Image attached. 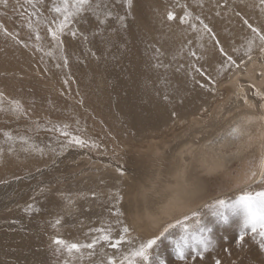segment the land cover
I'll return each instance as SVG.
<instances>
[{"label":"rangeland","instance_id":"obj_1","mask_svg":"<svg viewBox=\"0 0 264 264\" xmlns=\"http://www.w3.org/2000/svg\"><path fill=\"white\" fill-rule=\"evenodd\" d=\"M61 2L32 0L35 9L28 0H7L6 7L0 4V93H3L0 96V149L4 150L0 152V172L4 173L7 181L0 184L4 185L3 192H0V223L19 222L21 225L18 229L14 226V233L12 224L7 223L11 228H6L9 232L7 235L15 234V238L3 239L6 235L0 238L1 264L13 253L22 256L12 261L21 258L33 264H65V261L67 264H97L102 259L101 247L108 255H114L119 264L133 246L138 247L158 235L159 231L162 232L166 224L154 232L128 224L130 203L125 194V185L132 179L139 180L144 173L143 161L134 158L136 150H142L148 143L168 141L193 120L198 123L204 120L201 117H208L205 113H211L221 98L212 91L213 84L208 75H216L217 64H222L227 55H232L238 65L241 59L247 58L242 51L233 49L246 46V40L252 35L244 24V15L248 17L251 10H260L259 0H133L132 14L128 15L127 7L119 0H101L102 6L111 11L112 16L104 24L91 13L75 18L69 28L78 31L77 37L73 38L68 31L62 36L69 67L57 69L56 61L45 53L53 50L48 28H54L63 19L52 11L54 5ZM185 10L192 13L187 25L181 24L179 19ZM168 11L175 14L173 21L167 20ZM161 14L163 19H159ZM119 16L125 17L126 27H121ZM196 16L209 25L219 41V46L209 37L201 42L208 49L204 60L198 59L201 49L193 40L197 33L192 31L191 24L200 27ZM100 19H104L103 13ZM249 23L264 28V14ZM176 24L185 29L179 30ZM172 26L178 30H174L175 27L170 28L175 32L170 30ZM186 29L188 32L183 33ZM159 30L164 35L165 49L159 44ZM5 31L11 35L6 36ZM177 34L183 35L181 43L168 45L166 40L174 42ZM37 35L41 37L40 40L36 39ZM84 36H87V40ZM189 41L192 43L189 44ZM220 48L224 49V53L220 52ZM192 51L197 53L196 57L189 55ZM257 51L258 47L253 49L252 54ZM91 52H96L100 59L91 56ZM196 68H200L204 75L197 73ZM230 73L223 74L215 85L223 95L225 91L220 88L225 87L222 86L225 85L223 80ZM193 77L199 84L194 82ZM65 80L68 82L65 83ZM201 85L206 87L202 88ZM13 101L21 103L25 109L24 115L11 111ZM172 112H176L177 116H171ZM53 125L61 128L67 125V131L72 135L96 142L99 147H69L62 154L53 156L50 148L59 151L60 144L67 143L61 132L50 130ZM5 132L16 139L7 140ZM20 136L30 137V143L35 142L47 154L41 157L21 151L27 145L19 139ZM9 147L15 152L8 153ZM118 167L124 171V176L116 171ZM139 169L142 173L138 172ZM15 176L21 179H14ZM45 185L49 192L52 191V194L47 193L48 199H43L45 196L40 194V188ZM56 188L57 191H54ZM261 189H264V184L259 188L249 184L247 188L243 186L233 190L236 193L230 191L226 196L213 198L194 211L199 226L209 231L216 244L221 243V248H217L218 254L222 251L220 255L224 254L228 261L230 256L237 260L243 254L244 260L239 261L240 264H264V250L259 249L258 233L255 234L257 241L252 240L254 234L249 231L240 246L235 242L243 219V209L236 205L237 197L243 190ZM118 191L123 197L121 204L126 218L114 214L116 207H119L115 203ZM81 193L87 196L83 197ZM61 194L73 198L72 207H65ZM37 199L38 203H35ZM220 199L224 200L223 207L217 204ZM29 202L39 206L40 212L25 214L23 207ZM57 218L61 219L62 224L53 229L51 224ZM118 219L122 221L121 224L116 223ZM195 219L190 224H194ZM206 220L215 226H207ZM125 225L130 231L119 250L101 242L96 246L93 257L87 255L91 251L87 249L82 250V257L78 253L69 257L66 250L59 255L54 252L52 238L55 236L69 243H89L92 236L98 235L90 230L111 227L113 239H116L120 228ZM6 230H0V235ZM22 230L23 234L29 235L21 236ZM170 237L178 239L179 231L170 229L160 236L153 247L155 250H150V264H159L161 259L169 264L164 259V249L166 246L176 249ZM164 238L170 240L169 244L165 241V247L160 245ZM247 247L250 249L248 252ZM103 264H107L106 257H103Z\"/></svg>","mask_w":264,"mask_h":264},{"label":"snow or ice","instance_id":"obj_2","mask_svg":"<svg viewBox=\"0 0 264 264\" xmlns=\"http://www.w3.org/2000/svg\"><path fill=\"white\" fill-rule=\"evenodd\" d=\"M28 2L31 4V6L35 9L36 5L35 3H32V0H28ZM39 2V0H37ZM119 2H122L124 6L128 9V15L132 14V8H133V0H119ZM0 4H3L5 7L7 6V0H0ZM260 10L261 13L264 14V0H259ZM38 12V9L36 10ZM52 11L60 14L63 19L59 20L58 23H56L55 27H49L48 32L51 35L52 40V48L53 50L48 51L45 53L48 57H52L56 63L55 67L57 69H63L69 67V57L66 55V49L64 47V43L62 40V36L66 31L70 32V35L75 38L78 35V31L75 29H70L69 25L72 24L73 20L79 16H81L84 13H91L93 16H95L101 24L105 23V20L108 17L112 16V12L107 10L106 7L102 6L101 0H71V3L69 0H62V2L58 5H54ZM101 13H103L104 19H100ZM174 13L172 11L167 12V20L173 21L174 19ZM239 15V13H237ZM192 17V13L185 10L184 14L180 16V23L187 25L189 24V20ZM119 21L121 24V27H126L124 24L125 17L119 16ZM195 20H198L200 23V27L198 28L195 23L191 24L192 31L197 33L196 41L197 46L201 49V55L198 57L199 60L205 59V54L207 53L208 49L205 47L202 41L205 40L206 37H209L211 41H214L216 46H219V41L216 40V36L213 34V30L209 27L207 23H205L199 16L195 17ZM244 23L248 26V28L251 30V37H249L246 40V46L241 45L240 48H234L233 51L236 52H243V56L247 57L249 61L252 60V52L253 49L258 47L259 51L262 56H264V28H258L254 27L252 24L248 22V20H245ZM2 27V26H0ZM31 27V25H29ZM6 36H10L11 34L5 31L4 33ZM85 40H87V36L83 37ZM37 40H40L41 37L37 35ZM19 42V41H18ZM192 42L189 41V44ZM221 53H224V49H219ZM58 53V55L54 54ZM190 56L196 57L197 53L195 51H192L189 53ZM91 56L95 57L97 60L100 59V57H97L96 52H91ZM115 58V57H113ZM244 60H240V64H243ZM160 65H156V67H159ZM239 65L237 64L236 59L233 58L232 55H227L226 59L223 61L222 64H217L216 66V75L212 76L211 74L208 75V79L211 80L213 84L212 91L216 92L220 95V97H223L222 93H219V90L215 87L218 80L223 76L225 73H230V71L234 68H238ZM195 71L197 73H200L201 76L204 75V72L201 71L200 68H196ZM264 75V73H262ZM194 82L199 84L198 80H195V77H193ZM65 83L68 81L65 80ZM202 88L206 87V85H201ZM255 87V85H253ZM264 86H262L261 89H257L254 93L255 102H251L248 97L244 96L242 94V91H238L235 93V99H233V103L230 106V110L234 107H236L240 101H243V104L246 106L251 102L258 114L264 115ZM0 96H3V93H0ZM165 99L167 100V96H165ZM11 111L14 114L17 115H24L25 109L21 105L19 101H13ZM82 103V101H81ZM237 112L240 111L238 107H236ZM205 115H209V113H205ZM221 116L223 113L220 114ZM171 116H177L176 112H172ZM249 122H251V116H249ZM37 129H39L40 125L37 123L36 125ZM54 132H61L62 136L66 138L67 143H61L59 147V151H57L56 148H50L49 151L53 154V156L62 154L67 148L69 147H79V148H85L90 147L92 149H96L99 147V144L90 140L82 139L79 135H72L70 132L67 131V125H64L63 128L58 127L56 125H53V127L50 129ZM240 134V127L238 124H233L226 136L230 138H238ZM4 136L9 141H13L16 138L13 137L10 133L5 132ZM19 139L23 142L24 145H27V147H22L21 151L28 153L29 155H39L44 156L47 153L45 152L44 148L39 147L35 142L30 143V137L20 136ZM3 149H0V152H3ZM8 153H14L15 149L12 147H9L7 149ZM37 171H40L37 169ZM117 172L121 173V176H124L125 173L122 171L119 167L116 169ZM14 179L20 180V176H15ZM7 181L0 180V184H6ZM254 185L257 188L261 184H264V157L259 158V170L254 171L251 175L250 182L244 186V188H247L248 185ZM123 187V185H121ZM50 189L47 185L40 188V193L45 194L48 193ZM83 197H86V193L80 194ZM95 195V193H93ZM61 198L65 202V207L70 208L73 206V198L61 194ZM123 197L121 196L120 192L118 191L116 193L115 197V203L116 205H119V207H116L115 209V215L116 216H125L126 213L122 210L123 204H121V200ZM217 204L220 207H223L224 200L220 199L217 201ZM236 205H238L240 208L243 209V219L242 223L239 228V235L238 238H236V244L237 246L241 245V242L244 240L246 233L249 231L253 233L252 236L253 241H257V234L258 233V245L259 249L264 250V189L256 190V191H249V190H243L241 194L238 195L236 200ZM23 212L25 214H34L40 212V208L35 205L34 202L26 203L23 207ZM196 213L194 211L191 212L190 215L185 214L181 218L175 219L173 222H168L166 224V227H164L163 231H159V234L154 236L153 238L148 239L145 243H141L138 247L133 246L130 253H126L123 255V258L120 259L119 264H150L151 260V249L156 245L157 241L160 239V236L167 233L170 229L171 230H178L179 231V238L174 239L173 237H170L174 240V245L176 248V255L180 261H186V258L188 256H191V258L194 261V264H204V260L206 259V254L209 253L211 250L215 248L216 241L211 237L209 234V231L200 227L199 222L195 219ZM195 219L194 224H190V221ZM117 224H121V220H116ZM62 221L61 219L57 218L52 222L51 227L53 229H56L57 227L61 226ZM91 232L98 233V235H94L91 238V242L89 243H69L65 239L60 238L59 236H55L52 238V246H54V252L55 254L59 255L62 251L66 250V253L69 257H73L74 254L78 253L82 257L84 255V252L82 250L87 249L91 250L87 252V255L89 257H93L95 255V249L97 245H100L101 242L104 244H107V246L111 249L119 250L120 247L123 245V243L126 241L127 237L126 234L129 233L130 228L128 226H123L119 230L118 238L113 239L112 232L113 229L111 227L105 228H96L90 230ZM128 243H131V241H128ZM190 249V252L188 251ZM102 259L97 262V264H103V257H106L107 264H117V258L114 255H108L104 252V249L101 247L99 249ZM65 264H67V261H65ZM159 264H165L163 259L159 261ZM215 264H220V261L217 260Z\"/></svg>","mask_w":264,"mask_h":264},{"label":"clouds","instance_id":"obj_3","mask_svg":"<svg viewBox=\"0 0 264 264\" xmlns=\"http://www.w3.org/2000/svg\"><path fill=\"white\" fill-rule=\"evenodd\" d=\"M233 96L219 99L207 125L193 121L186 131L168 141L136 150L144 173L125 185L128 218L134 227L154 232L184 215L207 195L208 181H216L224 189L241 188L250 182L252 173L259 170V158L264 157V115L249 102L243 115L234 116L230 110ZM229 118L230 127H240L238 138L224 135L209 139L208 125L221 127Z\"/></svg>","mask_w":264,"mask_h":264},{"label":"bare ground","instance_id":"obj_4","mask_svg":"<svg viewBox=\"0 0 264 264\" xmlns=\"http://www.w3.org/2000/svg\"><path fill=\"white\" fill-rule=\"evenodd\" d=\"M231 1V0H230ZM233 1V0H232ZM259 6V5H258ZM200 7V6H199ZM167 8V7H166ZM165 8V9H166ZM168 9H169V7H168ZM166 11V10H165ZM165 11L163 12V13H165ZM202 11V10H201ZM252 13H253V15H252ZM262 14H261V10H251V14L250 15H248V17H247V14L246 15H244V19L245 20H248V22H251V20H253V19H257V18H260V16H261ZM158 16V15H157ZM159 19H163L162 18V14H161V17L159 18ZM219 19V18H218ZM157 21V20H156ZM160 21V20H159ZM165 21V20H164ZM161 22V21H160ZM166 22H167V20H166ZM223 22V21H222ZM162 23V22H161ZM167 23H169V22H167ZM214 23H216V22H214ZM160 24V23H159ZM223 24V23H222ZM245 24V23H244ZM171 25V24H170ZM217 26H219L218 24H216ZM153 26V25H152ZM166 26V25H165ZM164 26V27H165ZM176 26L177 27H179V30H180V28H182L183 30L185 29V27L183 26H181V25H179L178 26V24H176ZM176 26H172V27H169V29L170 28H174L175 27V29L174 30H176L177 29V27ZM161 27V26H160ZM168 27V26H167ZM220 27L222 28V25H220ZM162 28H163V26H162ZM153 29H155V28H153ZM146 30V29H145ZM168 30V29H167ZM170 30H173V29H170ZM173 30V31H174ZM178 30V29H177ZM159 31H161V30H159ZM173 31H171V32H173ZM187 31V29L185 30V31H183V33H185ZM170 32V33H171ZM175 32V31H174ZM173 32V33H174ZM178 32V31H177ZM181 32V31H180ZM188 32V31H187ZM153 33H154V31H153ZM157 33V32H156ZM167 33V32H166ZM165 33V34H166ZM169 33V34H170ZM196 33V32H195ZM160 34H161V36H160V39H159V44H160V46L162 47V48H166V46H165V44H164V42H163V40H164V38H163V32L161 31L160 32ZM178 34H179V32H178ZM178 34H177V36H178ZM189 34V33H188ZM167 35V34H166ZM171 35H172V37L174 36L172 33H171ZM233 35H234V33H233ZM159 36V35H158ZM176 36V35H175ZM195 36H197V35H195ZM189 38H192V37H190L189 36ZM153 39V38H152ZM163 39V40H162ZM167 39V38H166ZM165 39V40H166ZM182 39H183V35L182 34H180L178 37H176L175 38V40H176V42H175V40H173L174 42H171V41H169L168 39L166 40V42L168 43V45L169 44H171V43H173V44H175V45H177L178 43L180 44L181 43V41H182ZM246 39V38H245ZM193 40H196V39H194L193 38ZM188 41V40H187ZM151 42V41H150ZM157 44V43H156ZM178 44V45H179ZM176 47V46H175ZM262 73H264V56H262L261 55V53H260V51H257V52H254L253 54H252V60L251 61H249L247 58L244 60V63L243 64H240L239 65V67L238 68H236L235 70H232V72L230 73V74H228V76L223 80V82H224V84L225 85H222V86H225V87H222V88H220V89H223L224 91H225V93H224V95H223V97H228V96H233V93H236V92H238V91H242V94L244 95V96H246V97H248L249 98V100L251 101V102H255V97H254V93H255V91L257 90V89H261L262 88V86H264V84H262L261 83V81H264V75H262ZM253 85H255V87H253ZM262 90H264V89H262ZM233 99H235V96H233ZM215 104V103H214ZM217 104V103H216ZM216 107V106H215ZM214 107V108H215ZM236 107H238L239 109H240V111L239 112H237V110H236ZM236 107H234L233 109H232V112H233V115L234 116H236V115H243L244 114V112H245V105L243 104V101L241 100L240 101V103L236 106ZM213 108V109H214ZM213 109L211 110L212 112H213ZM211 112V113H212ZM223 115H227L226 113H224ZM197 117H199V116H197ZM201 117V116H200ZM201 118H204V120H202V121H200V122H198L197 124H199V125H207L208 124V119H209V117H207L206 119H205V117H201ZM230 119L231 118H229V123H225L223 126H221V127H215V126H212V125H208V127H207V131H208V133H209V139H211V138H221V137H223L224 135H226L227 134V132H228V130H229V128H230V126H229V124H230ZM199 120V119H198ZM156 121V120H155ZM194 121V120H193ZM192 121V122H193ZM157 123V122H156ZM155 123V124H156ZM188 129V127H186L183 131H186ZM182 131V132H183ZM181 132V133H182ZM168 140V139H167ZM163 141V140H162ZM148 144H150V143H148ZM139 148V147H138ZM132 150V149H131ZM118 151H120V150H118ZM122 152V151H121ZM123 153V152H122ZM124 154V153H123ZM122 154V155H123ZM136 155V154H135ZM124 158V157H123ZM134 158H137V156L136 157H134ZM139 160V159H138ZM138 160H135V161H138ZM136 163V162H135ZM143 163V162H142ZM136 165V164H135ZM140 165V164H139ZM133 171H134V169H133ZM132 171V172H133ZM135 171H137V170H135ZM138 172H141V170L139 169L138 170ZM136 173V172H135ZM142 173V172H141ZM4 176V173H2V172H0V180H5V178L6 177H3ZM135 176H136V174H135ZM56 178V177H55ZM59 179V178H58ZM135 179H132L131 181H134ZM138 180V179H137ZM130 181V182H131ZM55 183H57V182H55ZM57 186V185H56ZM210 187L212 188L211 190H215L217 187L219 188L218 190H215V191H212V193L211 194H216V196H218V197H220V196H226L227 194L226 193H228V192H230V191H228V192H223V191H225V190H227V189H224V188H221L218 184H217V182L216 181H208V192H207V194L209 193V190H210ZM237 189V188H236ZM3 190H4V185H0V192L2 191L3 192ZM235 190V189H234ZM54 191H57V188L54 190ZM1 192V193H2ZM236 193V191H233V193ZM1 193H0V195H1ZM49 193H51L52 194V191L51 192H49ZM41 194V193H40ZM39 194V195H40ZM44 196H45V198H43V199H48V195H47V193H45V194H43ZM209 195H206L205 197H204V199L197 205V206H195V207H193L190 211H188V212H186L185 214H189V213H191L192 211H196V210H198V209H200L205 203H207L209 200H211V199H213V198H218V197H211V198H208V199H206L207 197H208ZM28 198V197H27ZM38 199H40V198H38ZM38 199H37V201L35 202V203H38ZM58 199V198H57ZM208 200V201H207ZM206 201V202H205ZM127 203V202H126ZM38 205V204H37ZM39 207V206H38ZM215 209V208H214ZM217 209V208H216ZM215 209V210H216ZM240 209V208H239ZM58 211V210H57ZM213 211V210H212ZM217 211V210H216ZM128 212V211H127ZM210 212V211H209ZM214 213H215V211H213ZM184 214V215H185ZM181 216H183V215H181ZM181 216H179V217H181ZM179 217H177V218H175V219H178ZM234 218V217H233ZM175 219H172L171 221H174ZM22 221V220H21ZM171 221H169V222H171ZM7 223H9L10 224V222H8V221H4V222H2V223H0V230H3V231H5L6 230V228H9V229H13V231L12 232H14L15 233V230H14V226H16V228L18 229V228H20L21 227V225L19 224V222H12L10 225L12 226L11 228L10 227H8L9 225L7 224ZM130 222H129V219H128V224H129ZM167 224V223H166ZM205 224H207V226H208V224H209V220H206L205 221ZM8 225V226H7ZM165 225V224H164ZM164 225H162V226H164ZM129 226H130V224H129ZM133 226V225H132ZM209 226H211V227H214L215 226V224L212 222L211 224H209ZM2 227H4V228H2ZM236 227V226H235ZM208 228V227H207ZM24 230H25V228H24ZM7 231V230H6ZM17 231V230H16ZM219 231V230H218ZM217 231V232H218ZM231 231H233V229L231 230ZM158 232V231H157ZM214 232V231H213ZM237 232L239 233V231L237 230ZM6 233V234H5ZM4 234H2V235H0V238L2 239V237H3V235H6L3 239H5L6 237L7 238H9V237H14L15 238V234H12L11 236L10 235H7V234H9V232L7 231V232H5ZM225 233V232H224ZM142 234V233H141ZM140 234V235H141ZM156 234V233H155ZM210 234V233H209ZM214 234V233H213ZM218 234H221V233H218ZM20 235L21 236H28L29 235V233H26V234H23V230L20 232ZM215 235H216V233H215ZM169 238V237H168ZM220 238V237H219ZM222 238H223V236H222ZM222 238H220V239H222ZM225 238V237H224ZM25 239V238H24ZM223 240V239H222ZM247 240V239H246ZM251 240V239H250ZM28 241V240H27ZM165 241H168V244L170 243V240L169 239H165L164 238V240L162 239V243H160V245H163L164 246V243H165ZM233 242V241H232ZM252 242V241H251ZM233 243H235V242H233ZM16 244V243H15ZM248 244H250L249 242H248ZM252 244H253V242H252ZM17 245V244H16ZM237 245V244H236ZM247 245V244H246ZM245 245V246H246ZM251 245V244H250ZM39 246H40V244H39ZM225 246V245H224ZM33 247V246H32ZM165 247V246H164ZM221 248V243H218V244H216V246H215V248L213 249V250H211L209 253H207L206 254V259L204 260V264H215V262L217 261V260H219L220 261V264H240V262L239 261H241L242 259H243V254L242 255H240L239 257H238V259L237 260H234L233 258H232V256H230V255H228V256H230V261H228L227 259H225V257L223 256V255H220L221 254V252H220V254H218V251L217 250H219V249H217V248ZM234 247V246H233ZM241 247H244V245L243 246H241ZM252 247V246H251ZM255 248V247H254ZM230 250H231V248H229ZM234 249H235V247L232 249V251H234ZM238 248L236 247V250H237ZM248 247H247V252H248ZM153 250H155V249H153ZM165 254H164V259H166L167 261H168V263L170 264V263H172V264H194V261H193V259L191 258V256H189L188 258H186V261H180L178 258H176L177 256H176V249H174V248H172L171 246H166L165 247ZM222 250V249H221ZM250 250V249H249ZM257 250V249H256ZM37 252H38V250H36ZM188 251L190 252V249H188ZM226 251V250H225ZM253 251V250H252ZM245 252V251H244ZM257 252H258V250H257ZM11 253V252H10ZM223 253H224V251H223ZM228 253V252H227ZM37 254V253H36ZM157 254V253H156ZM42 255V254H41ZM255 255V254H254ZM22 255H19V254H14L13 253V255H10V256H8V258H6L5 260H3V264H33L32 262H30V263H28L29 261H22L23 259H19L18 261H12V260H14V259H17V258H19V257H21ZM161 256V255H160ZM228 256H226V257H228ZM248 256V255H247ZM256 256V255H255ZM257 257H259V256H257ZM152 258H154V257H152ZM158 258H159V256H158ZM247 258V257H246ZM249 259V258H248ZM247 259V260H248ZM244 260V259H243ZM259 260V259H258ZM8 261V262H7ZM9 261H11V262H9ZM154 261V260H153ZM160 261V260H159ZM254 261V260H253ZM252 261V262H253ZM1 262H2V257L0 256V264H1ZM151 262H152V259H151ZM158 261H156V263H157ZM261 262H263V261H261ZM167 263V262H166ZM246 263H249V262H246ZM243 264H244V262H243Z\"/></svg>","mask_w":264,"mask_h":264},{"label":"water","instance_id":"obj_5","mask_svg":"<svg viewBox=\"0 0 264 264\" xmlns=\"http://www.w3.org/2000/svg\"><path fill=\"white\" fill-rule=\"evenodd\" d=\"M212 139V138H211ZM212 188L210 187V190H209V193L207 194V195H209L206 199H208V198H211V197H218V196H216V194H211L212 193V191H215V190H218L219 188L217 187L215 190H211ZM234 189H236V188H233V189H227V190H225V191H223V192H228V191H233ZM207 192H208V189H207ZM208 201V200H207ZM206 202V201H205Z\"/></svg>","mask_w":264,"mask_h":264},{"label":"crops","instance_id":"obj_6","mask_svg":"<svg viewBox=\"0 0 264 264\" xmlns=\"http://www.w3.org/2000/svg\"><path fill=\"white\" fill-rule=\"evenodd\" d=\"M243 35H244V34H243ZM245 59H246V58H245ZM245 59H244V60H245Z\"/></svg>","mask_w":264,"mask_h":264}]
</instances>
